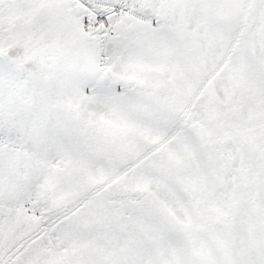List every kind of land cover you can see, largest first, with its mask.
<instances>
[{
  "label": "snow or ice",
  "instance_id": "obj_1",
  "mask_svg": "<svg viewBox=\"0 0 264 264\" xmlns=\"http://www.w3.org/2000/svg\"><path fill=\"white\" fill-rule=\"evenodd\" d=\"M0 264H264V0H0Z\"/></svg>",
  "mask_w": 264,
  "mask_h": 264
}]
</instances>
